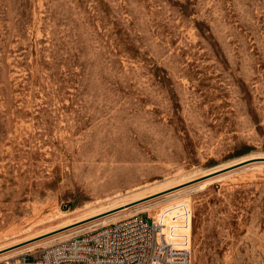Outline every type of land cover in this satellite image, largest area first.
I'll list each match as a JSON object with an SVG mask.
<instances>
[{"label": "rangeland", "instance_id": "1", "mask_svg": "<svg viewBox=\"0 0 264 264\" xmlns=\"http://www.w3.org/2000/svg\"><path fill=\"white\" fill-rule=\"evenodd\" d=\"M136 212L264 264V0H0V264Z\"/></svg>", "mask_w": 264, "mask_h": 264}, {"label": "built area", "instance_id": "2", "mask_svg": "<svg viewBox=\"0 0 264 264\" xmlns=\"http://www.w3.org/2000/svg\"><path fill=\"white\" fill-rule=\"evenodd\" d=\"M192 264L191 248L178 246L160 219L136 212L73 235L33 257L20 254L1 264Z\"/></svg>", "mask_w": 264, "mask_h": 264}, {"label": "bare ground", "instance_id": "3", "mask_svg": "<svg viewBox=\"0 0 264 264\" xmlns=\"http://www.w3.org/2000/svg\"><path fill=\"white\" fill-rule=\"evenodd\" d=\"M122 205H124V204H122ZM129 207V206H128ZM125 208H127V206L125 207ZM125 208H123V209H125ZM121 210V209H120ZM120 210H118V211H120ZM117 211H115V212H113V213H115V214H113V216H111V217H109V218H106V217H104L103 216V218H101L102 220L100 221V220H97L98 218H96V219H92L91 221H90V223H94V224H99V223H106L107 222V219H110V218H112V217H114V218H116V217H118L119 216V214H118V212L116 213ZM79 221V220H78ZM84 224L82 223V224H80V225H78V226H74V227H72V228H69V229H75V228H79V227H82Z\"/></svg>", "mask_w": 264, "mask_h": 264}, {"label": "water", "instance_id": "4", "mask_svg": "<svg viewBox=\"0 0 264 264\" xmlns=\"http://www.w3.org/2000/svg\"><path fill=\"white\" fill-rule=\"evenodd\" d=\"M171 190H173V189H166V190H164V191H159V192L154 193V194H152V195H148L147 197H144V198L138 199V200H136V201H133L132 203L141 202V201H144V200H147V199H150V198L156 197V196H158V195L164 194V193L169 192V191H171Z\"/></svg>", "mask_w": 264, "mask_h": 264}]
</instances>
